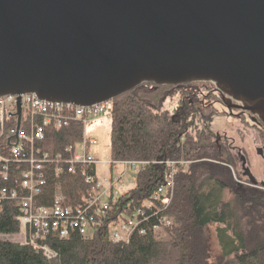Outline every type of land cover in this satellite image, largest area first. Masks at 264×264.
Here are the masks:
<instances>
[{"label": "trees", "instance_id": "obj_1", "mask_svg": "<svg viewBox=\"0 0 264 264\" xmlns=\"http://www.w3.org/2000/svg\"><path fill=\"white\" fill-rule=\"evenodd\" d=\"M205 87L209 86L142 85L116 98L109 115V158L144 163L134 175L132 188L119 195L115 203L110 201L102 228L95 227L86 236L73 230L66 238L49 236L36 246L0 239V264H231L227 259L231 255L233 264H264V190L236 184L232 178L230 168L235 163L212 141L218 126L215 120L223 114L214 113L206 99L202 101ZM82 131L79 120L60 129L49 124L42 140L34 142V149L41 151L32 155L35 163L41 153L49 159L37 206L51 205L58 191L71 210L84 207L89 186L78 168L74 174L65 168L55 173L56 157L68 159L66 149L81 141ZM29 153L25 147L22 162L16 165L19 171L28 169ZM163 161L183 163L175 168L174 194L167 208L152 199L165 181L167 166ZM19 171L12 166L9 180H17ZM11 186L10 181L0 185ZM18 200L0 202V236L18 233ZM148 205L151 208L146 214L157 211V216L143 222L144 235L133 234L126 243L109 240L108 226ZM157 219L171 221L164 239L151 234ZM213 226L219 227L214 236L220 254L215 258L208 233ZM226 234L230 235L229 248L222 246ZM40 247H46L54 258L46 259Z\"/></svg>", "mask_w": 264, "mask_h": 264}, {"label": "water", "instance_id": "obj_2", "mask_svg": "<svg viewBox=\"0 0 264 264\" xmlns=\"http://www.w3.org/2000/svg\"><path fill=\"white\" fill-rule=\"evenodd\" d=\"M187 84L264 127V0H0V98L18 97L17 124L24 95L89 108Z\"/></svg>", "mask_w": 264, "mask_h": 264}, {"label": "built area", "instance_id": "obj_3", "mask_svg": "<svg viewBox=\"0 0 264 264\" xmlns=\"http://www.w3.org/2000/svg\"><path fill=\"white\" fill-rule=\"evenodd\" d=\"M16 104V97L0 99V185L4 186L7 181L12 184L11 187H0V202L16 200L19 197L20 215L18 222L24 243L36 245L38 241H44L49 236L55 235L66 238L69 231L76 230L80 235H84L95 227L101 228L102 218L106 215L109 205L104 200L107 194L106 190H102V184L97 182L91 174V168L96 164V161L84 152L85 147L93 142L84 140L81 154H73V148L68 147L66 149V152L70 154L68 159H62L61 156L56 157V175L62 173L64 168L68 174H74L75 169L78 168L80 176L89 186L84 199V207L76 211L63 204V197L58 191L54 193L51 205L37 206L36 198L41 195V188L44 184L43 172L49 159L41 153L40 161L35 163L32 155H39L41 152L35 150L33 145L36 140H42L44 130L49 124L60 129L68 126L72 120H79L86 125L95 118L108 114L111 110V102L85 109L68 104L39 101L34 96H22L20 98V112L24 122L19 131H16L13 126ZM35 120L38 121L37 124ZM25 147L30 150L27 160L28 169L19 171L20 167L16 165L22 162L20 158H22ZM120 164L125 169L136 168L143 163L123 162ZM170 164L173 165L174 163ZM12 166L20 172L17 180L16 177L9 180ZM117 183V179H114L111 184ZM173 194V174L170 173L165 183L157 188L152 199L154 202H159L163 208H167ZM150 208L148 205L145 208L137 209L121 226L119 232L115 228H111L109 232L110 241L126 243L133 234L144 235L143 228L145 229V226H141L144 225L143 222L148 223L150 218L157 216V211L150 215L146 214V210ZM169 225V222L157 219L156 223L151 225V234L158 237L163 234V228ZM40 250L47 259L54 258V255L45 247H40Z\"/></svg>", "mask_w": 264, "mask_h": 264}, {"label": "rangeland", "instance_id": "obj_4", "mask_svg": "<svg viewBox=\"0 0 264 264\" xmlns=\"http://www.w3.org/2000/svg\"><path fill=\"white\" fill-rule=\"evenodd\" d=\"M170 107V105H166V108ZM220 110V108H219ZM221 111V110H220ZM101 119H105L106 123L103 125H96L95 122L88 124L86 129V137L92 138L95 142V145L91 147L90 154L100 162H103L105 159L109 158V131H110V120L108 117H104ZM249 121V120H248ZM218 125L216 130L214 131V136L212 141L218 148H221L222 152L228 155L233 161L236 160L235 153L231 156L227 153L229 146L232 150L240 149L242 153L245 155L247 160V166L252 174V177L256 181L257 185L254 186L250 184L245 178L241 177V170L239 168V163L235 162V167L230 168V173L232 174V178L235 180L236 184L247 185L257 187L259 189H263L264 187L260 186V182H264V161L258 156L255 152V149L260 147V144L263 142V135L261 134V138L257 139V128L251 126V122L249 123H241L234 122V120L228 119L224 115H221L219 120H215ZM244 122V121H243ZM216 134V135H215ZM225 135V137H224ZM230 140H228V139ZM231 141V143H228ZM82 151V144H77L75 146V153H80ZM224 157V155H223ZM222 157V158H223ZM229 158V159H230ZM224 159V158H223ZM222 159V160H223ZM230 159V160H231ZM214 163H218L219 165L225 166L222 162L217 160H212ZM109 167L98 164L96 166V175L98 178H107L109 176ZM113 172V169H112ZM134 177V172L130 171L128 173V178L130 182L123 181L124 189L130 190L133 186L132 180ZM126 179V178H125ZM244 179V180H243ZM219 228L218 226H213L209 229V237L211 240V248L213 250L214 258L218 257L220 254V247L217 246L216 238L214 236L215 230ZM229 238L230 235L226 234L223 239L222 246L225 248H229ZM2 240H8L13 243H21V236L18 234H14L12 236H0ZM164 239V238H163ZM231 264L233 261V256H228L227 258Z\"/></svg>", "mask_w": 264, "mask_h": 264}, {"label": "flooded vegetation", "instance_id": "obj_5", "mask_svg": "<svg viewBox=\"0 0 264 264\" xmlns=\"http://www.w3.org/2000/svg\"><path fill=\"white\" fill-rule=\"evenodd\" d=\"M205 88L207 89V91H206V95L203 97L202 101H205V99H206L208 107L210 109H213L214 113L215 112H222V114L225 117H227L228 119L234 120V122H238V124L249 123V121H250L252 123L251 126L257 128V131H258L257 136H256L257 139L261 138V134L264 137V128L261 125H259L256 121H254L247 114H245L244 112H241L240 110H236L233 108L228 109L227 106H230L229 103L224 102L221 99L220 95L218 93L214 92L212 88H209V87H205ZM219 108L221 111L219 110ZM224 137H225V135H224ZM228 140H230V139H228ZM228 140H227V142L231 143V141H228ZM255 152L264 161V138H263V142L260 144V147L255 149ZM227 153L230 156L233 153H235L234 155H235L236 160H234L233 162L239 163V168L241 170V177H245L248 180H249V178H252V174H251V172L247 166L246 157L244 156L242 151L240 149L232 150L231 147L229 146ZM232 159H233V157H232ZM259 184H264V182H260Z\"/></svg>", "mask_w": 264, "mask_h": 264}, {"label": "crops", "instance_id": "obj_6", "mask_svg": "<svg viewBox=\"0 0 264 264\" xmlns=\"http://www.w3.org/2000/svg\"><path fill=\"white\" fill-rule=\"evenodd\" d=\"M104 123H106L105 119H100V120L97 121L95 124H96V125H103Z\"/></svg>", "mask_w": 264, "mask_h": 264}]
</instances>
